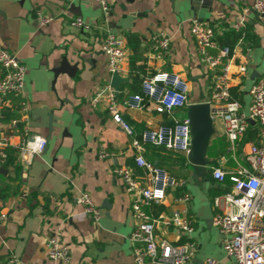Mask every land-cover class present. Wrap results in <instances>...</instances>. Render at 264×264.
Here are the masks:
<instances>
[{
  "label": "crops",
  "instance_id": "obj_1",
  "mask_svg": "<svg viewBox=\"0 0 264 264\" xmlns=\"http://www.w3.org/2000/svg\"><path fill=\"white\" fill-rule=\"evenodd\" d=\"M105 1L110 9L107 17L96 0H0V47L15 55L26 70L23 94L29 105L28 133L47 141L44 152L26 167L17 162L13 151L0 165V213L7 216L0 222V264H61L46 255V240L53 235L69 247L68 264H134L129 242L135 227L130 213L132 196L112 169L129 167L140 174L134 164L132 139L162 123H171V118L157 114L152 104L143 108L124 104L131 92L132 52L128 46L122 76L126 81L119 84L118 110L134 134L127 135L113 121L104 103L91 107L94 93L110 85L111 76L101 50L106 33L125 40L129 33L137 35L144 49V61L139 64L145 65L147 74L180 75L188 82L192 104L207 100L212 80L199 63L190 34L191 20L208 21L214 27L219 47V38L233 30L234 24L243 22L245 35L231 48L229 64L231 93L239 100L243 113L249 110L251 86L264 78V18L252 9V0ZM64 8L67 14L61 15ZM38 12L52 21L41 25ZM75 17L90 29L71 27L68 20ZM158 32L168 37L171 55L146 64L150 38ZM63 59L68 66L76 67L70 76H55L54 70ZM186 108L175 111L173 117H185ZM257 134V124L248 122L243 139L245 151L248 143L257 142ZM212 138L225 140L220 122L214 125L209 144ZM101 152L109 156L101 159ZM142 156L187 182L186 191L191 196L187 209L194 220L192 237L197 244L194 263L214 258L230 264L211 221L215 187L208 175L213 165H208L201 176L183 154L148 145ZM214 160L226 170L245 164L241 153L236 162L224 154L208 159ZM82 193H87L100 210L97 224L83 214V206L75 203ZM178 207L168 199L149 212L170 213ZM156 234L169 241L178 238L173 230L157 229Z\"/></svg>",
  "mask_w": 264,
  "mask_h": 264
},
{
  "label": "built area",
  "instance_id": "obj_2",
  "mask_svg": "<svg viewBox=\"0 0 264 264\" xmlns=\"http://www.w3.org/2000/svg\"><path fill=\"white\" fill-rule=\"evenodd\" d=\"M96 1L100 4L104 17H107L110 9L106 1ZM252 9L259 17L264 18V0H252ZM61 13L66 15L67 9L64 8ZM37 16L41 25H46L53 19L43 17L39 12ZM68 24L82 31L90 29L79 17L69 18ZM244 27L243 22H238L233 29L240 32ZM190 34L199 63L210 73L212 80L210 94L205 102L209 105L213 127L217 122L222 125L227 141L225 155L236 162L237 154L241 153L245 163L237 165L233 170H226L222 166L210 167L211 178L224 189V192L212 197V225L218 230L224 256L230 264H264V78L251 86L249 110L247 114L243 113L239 101L231 96L230 49L218 46L214 27L208 21L196 18L191 20ZM150 44L146 64L153 60H165L171 55L170 41L164 33L158 32L151 36ZM126 46V40L122 36L109 32L104 36L101 50L106 57L110 76L116 74L122 78L123 63L127 56ZM25 72L16 56L0 47V165L7 162L9 152L13 151L17 162L26 167L47 147L45 138L29 134L26 127L29 105L23 94ZM118 101V93L108 84L94 93L90 104L92 108H97L104 103L113 121L131 136L134 131L120 116ZM124 104L135 108L152 104L157 114L171 118V123H162L144 131L139 138L132 139L131 146L136 152L134 164L141 170L140 174L129 167L112 169V174L132 196L130 213L135 227L129 236V242L134 264H195L197 244L192 237L194 220L187 209L191 200L186 191L187 182L142 156L145 147L150 145L189 158V121L186 116L181 119L173 117L175 111L184 110L189 104L188 82L178 74L150 73V76L143 79L140 93L128 94ZM11 112H16L19 117H8ZM249 120L257 124V142L248 143L245 151L243 139ZM99 156L105 159L109 155L101 152ZM222 161H225V157H222ZM168 199H172L173 204L180 207L170 213L154 215L149 212L150 208L164 205ZM75 203L83 206V214L97 224L101 213L87 193L77 197ZM6 218V214L0 213V222ZM157 229L173 230L178 238L176 241L158 238ZM45 249L49 260L69 263V247L58 236L49 237ZM201 264L224 263L207 258Z\"/></svg>",
  "mask_w": 264,
  "mask_h": 264
},
{
  "label": "water",
  "instance_id": "obj_3",
  "mask_svg": "<svg viewBox=\"0 0 264 264\" xmlns=\"http://www.w3.org/2000/svg\"><path fill=\"white\" fill-rule=\"evenodd\" d=\"M66 60H62L60 67L54 70L55 76L60 73L71 75L76 66H68ZM74 68V69H73ZM126 80L113 74L110 79V86L118 93L119 84ZM186 118L190 126V149L189 162L199 169V175H204L209 161L206 158L209 141L214 133L213 120L210 117L209 105L206 102L192 103L186 108ZM199 262L198 264H201Z\"/></svg>",
  "mask_w": 264,
  "mask_h": 264
},
{
  "label": "trees",
  "instance_id": "obj_4",
  "mask_svg": "<svg viewBox=\"0 0 264 264\" xmlns=\"http://www.w3.org/2000/svg\"><path fill=\"white\" fill-rule=\"evenodd\" d=\"M245 35V30H241L240 32H236L234 29L226 32L222 37L219 38L220 48L228 47L231 51V48L240 40H242ZM127 46L130 48L132 54L129 61V76H130V88L131 95L139 94L141 83L144 78L150 76L147 74V70L144 64H139L144 61L143 51L144 49L141 47L140 38L132 33L126 35ZM211 77V76H210ZM232 99L239 101L234 93ZM18 114L16 112H11L8 114V117L15 118ZM209 165L217 166V161H209ZM208 178L210 182L213 183V197L224 192V189L220 188L218 184L211 178V172L209 171Z\"/></svg>",
  "mask_w": 264,
  "mask_h": 264
},
{
  "label": "rangeland",
  "instance_id": "obj_5",
  "mask_svg": "<svg viewBox=\"0 0 264 264\" xmlns=\"http://www.w3.org/2000/svg\"><path fill=\"white\" fill-rule=\"evenodd\" d=\"M250 121H252V120H249L248 122H250ZM226 145H227L226 140L212 138V140L208 146L206 158L207 159H217L222 154L225 155Z\"/></svg>",
  "mask_w": 264,
  "mask_h": 264
}]
</instances>
